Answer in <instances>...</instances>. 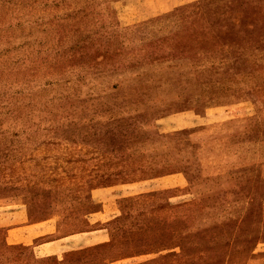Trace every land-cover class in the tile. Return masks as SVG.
Returning <instances> with one entry per match:
<instances>
[{
	"label": "rangeland",
	"instance_id": "rangeland-1",
	"mask_svg": "<svg viewBox=\"0 0 264 264\" xmlns=\"http://www.w3.org/2000/svg\"><path fill=\"white\" fill-rule=\"evenodd\" d=\"M239 114L264 137V0H0V264L263 258L264 177L189 136Z\"/></svg>",
	"mask_w": 264,
	"mask_h": 264
},
{
	"label": "crops",
	"instance_id": "crops-1",
	"mask_svg": "<svg viewBox=\"0 0 264 264\" xmlns=\"http://www.w3.org/2000/svg\"><path fill=\"white\" fill-rule=\"evenodd\" d=\"M256 132L258 130L252 129L245 114L202 123L189 135L196 143L194 155L199 173L215 176L254 165L258 175L264 177V137L255 136ZM7 205L10 209L18 207L17 201ZM248 264H264V257L253 259Z\"/></svg>",
	"mask_w": 264,
	"mask_h": 264
}]
</instances>
